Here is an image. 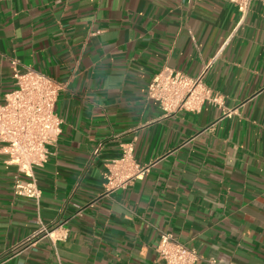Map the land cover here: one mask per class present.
I'll list each match as a JSON object with an SVG mask.
<instances>
[{
  "label": "crops",
  "instance_id": "obj_1",
  "mask_svg": "<svg viewBox=\"0 0 264 264\" xmlns=\"http://www.w3.org/2000/svg\"><path fill=\"white\" fill-rule=\"evenodd\" d=\"M13 59L64 85L63 124L39 206L0 162V264H164L162 232L199 264H264V0L244 19L222 0H0V102ZM164 69L203 74L219 104L166 116L148 99ZM127 144L150 172L107 193ZM40 222L67 239L23 246Z\"/></svg>",
  "mask_w": 264,
  "mask_h": 264
},
{
  "label": "built area",
  "instance_id": "obj_2",
  "mask_svg": "<svg viewBox=\"0 0 264 264\" xmlns=\"http://www.w3.org/2000/svg\"><path fill=\"white\" fill-rule=\"evenodd\" d=\"M234 5L244 19L254 0H222ZM16 88L0 102V162L14 167L13 192L16 197L35 201L39 206L42 191L36 170L45 167L62 134V120L56 114V104L65 88L52 77L12 60ZM148 99L156 102L166 116L182 112L199 113L207 103L219 104L204 75L193 78L181 71L164 69L156 74L148 88ZM101 152L99 146L94 158ZM105 189L107 193L127 190L134 182L142 181L150 172V165H142L134 156L133 144L123 146L117 159L106 163ZM23 246L50 239L54 244L67 239L63 223L43 224ZM61 231L57 235V232ZM157 253L164 264H199L203 257L174 235L162 232ZM214 264V262H211Z\"/></svg>",
  "mask_w": 264,
  "mask_h": 264
}]
</instances>
